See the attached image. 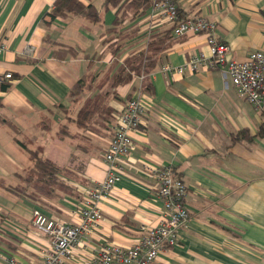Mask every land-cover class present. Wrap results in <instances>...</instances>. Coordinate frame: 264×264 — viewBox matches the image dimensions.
Returning <instances> with one entry per match:
<instances>
[{"label":"crops","instance_id":"obj_1","mask_svg":"<svg viewBox=\"0 0 264 264\" xmlns=\"http://www.w3.org/2000/svg\"><path fill=\"white\" fill-rule=\"evenodd\" d=\"M54 1L0 0V39L6 43L0 71L13 73L10 81L0 83V264H8V257L30 264L40 258L42 249L51 247V237L33 226L35 209L67 223L80 221L76 212L82 189L105 179L108 165L103 153L115 117L130 97L147 105L145 122L131 133L133 149L125 160V174L99 202L104 220L74 249L75 259L88 261L105 242L131 246L141 224H158L164 205L157 179L148 171L170 166L187 185L190 218L180 228L178 243L161 252L153 264H264V135H258L264 111L241 97L219 68L183 73L162 69L165 64L181 65L196 53L209 54L206 37L172 34L151 73V91L142 89V78L136 75L112 89L97 83L93 92L84 90L72 101L70 90L81 76L99 79L111 72L114 61L123 63L144 51L151 38L166 34L170 26L152 16L150 5L136 15L126 10L128 16L115 26L116 15L125 9L105 10L104 0H81L100 9L101 21L52 18L47 13ZM177 2L183 17L201 14L217 22V35L231 47L230 58L244 60L251 52L264 50V0ZM46 33L60 43L56 48L73 46L76 54L55 57L44 42ZM106 90L110 93L104 105L110 111L95 119V147L82 155L86 164L81 177L86 182L70 180L81 198H49L28 189L23 176L34 161L17 140L39 149L44 157L58 158V151L66 152L76 143L70 137L62 145L56 143L60 126L67 124L75 133L77 125L68 117H76L87 96ZM241 130L250 136L234 140ZM10 186L28 189L35 197L16 194Z\"/></svg>","mask_w":264,"mask_h":264},{"label":"built area","instance_id":"obj_2","mask_svg":"<svg viewBox=\"0 0 264 264\" xmlns=\"http://www.w3.org/2000/svg\"><path fill=\"white\" fill-rule=\"evenodd\" d=\"M152 16L172 27L175 36L203 34L209 45V54H193L181 65H163L166 73L196 72L202 68L221 69L230 76L241 97L264 111V50L251 52L244 60L230 58V45L217 35L218 24L208 16L180 17L177 0H152ZM6 43L0 39V54ZM13 78L11 71H0V83ZM142 78V77H141ZM147 105L139 97L128 98L115 117L108 149L103 153L107 174L103 181L82 189V204L76 214L80 221L67 223L35 209L33 226L51 237V247L41 250V256L30 264H153L160 253L178 243L181 226L190 218L185 202L188 188L170 166L150 167L149 174L157 179V194L163 201V215L156 225H140L139 236L131 246L105 242L86 262L75 259L74 249L83 245L84 236L104 220L99 207L125 174V160L133 149L131 133L144 124ZM8 264H24L15 257Z\"/></svg>","mask_w":264,"mask_h":264},{"label":"trees","instance_id":"obj_3","mask_svg":"<svg viewBox=\"0 0 264 264\" xmlns=\"http://www.w3.org/2000/svg\"><path fill=\"white\" fill-rule=\"evenodd\" d=\"M151 2L152 0H104L101 7L105 10L118 7V13L125 9L119 16L116 15L114 20V25L116 26L123 18L128 16L126 10L132 15H136L141 8L151 5ZM179 13L180 17H183L180 9ZM47 14L52 18L57 16L64 18L81 16L94 22L101 21L102 17L100 9L94 3L85 4L81 0H55L52 9ZM172 34V27H170L166 34L162 36L155 35L148 41V45L144 51L134 55L123 63L114 61L111 66V72L99 76V79L93 74H84L70 90L69 97L72 101H77L79 97H82L84 90H88L89 93L93 92L94 88L97 87L95 85L97 83H99V88H102L107 83L108 85L105 89H112L114 86L129 82L136 75L142 77V89L151 91L153 89L151 73L158 63L161 51L169 46ZM43 39L44 42L52 47L53 55L57 58L64 59L76 54L77 50L73 46L64 47L67 45L62 44L61 47L56 48V45L60 43L53 39L49 33H46ZM113 44H110L112 49L114 48ZM113 51L115 52L116 49H113ZM7 87L8 85H3L4 89H7ZM109 93L110 91L106 90L91 98L90 95L87 96L85 104L80 108L76 117H68V120L73 121L77 125L78 130L75 133L70 131L67 124L60 126L57 132L58 141L56 143L62 145L67 137L76 139L73 148L66 146L68 151L64 152L63 149L58 151L59 153L66 154H61L60 156L59 153H56L59 156L58 158H53L52 154L44 157L40 154L39 149L30 148L26 141L17 140L19 145L30 153L34 161L33 167L23 176L24 182L29 186L27 187L28 189L34 190V193L40 196L49 198L62 197L63 195H72L77 199L81 198V193L70 184V180L75 179L80 182H86L81 177L86 164L82 155L90 148L95 147L92 137V132L97 128L95 119L100 113L110 111V107L107 104L106 106L104 105ZM58 106L63 107L62 104ZM49 111H52V109ZM99 119L102 125L107 127V124L104 123V118ZM48 127L49 125L45 126V128ZM258 135H264V121L260 126ZM249 136L250 132L248 130H241L239 133L233 135V139L241 140ZM56 148L58 147L56 146ZM9 189L21 196L35 197L33 192L27 191L28 189H21L15 186H10Z\"/></svg>","mask_w":264,"mask_h":264},{"label":"rangeland","instance_id":"obj_4","mask_svg":"<svg viewBox=\"0 0 264 264\" xmlns=\"http://www.w3.org/2000/svg\"><path fill=\"white\" fill-rule=\"evenodd\" d=\"M27 186H28V185H27ZM28 187H29V186H28ZM31 191H33V192H34V190H32V189H31Z\"/></svg>","mask_w":264,"mask_h":264}]
</instances>
